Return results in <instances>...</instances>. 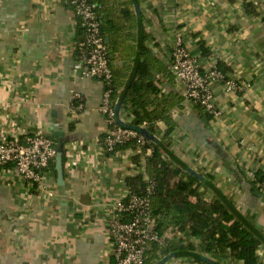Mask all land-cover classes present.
<instances>
[{
	"label": "crops",
	"instance_id": "0c3cea01",
	"mask_svg": "<svg viewBox=\"0 0 264 264\" xmlns=\"http://www.w3.org/2000/svg\"><path fill=\"white\" fill-rule=\"evenodd\" d=\"M136 3L137 25L128 37L114 45L105 36L113 68L129 62L118 93L139 58V45L168 70L178 41L197 56L202 71L218 64L248 83L232 93L213 81L221 114L212 117L185 97L172 73H156L159 94L176 95L179 103L169 110L173 130L153 135L176 166L198 177L205 199L226 201L262 239L258 255L264 264V186L254 190L250 184L256 170L264 171V0ZM82 34L67 0H0V139L50 135L51 126L65 132L62 184L49 168L43 187L30 189L11 163L0 164V264H111L107 219L128 187L126 177L134 175L133 151L106 152L97 142L107 129L99 111L103 84L73 71ZM76 94L80 109L73 104ZM119 118L132 124L126 103L120 102ZM156 124L165 128L160 120ZM162 237L159 252L171 229ZM184 239L206 262L242 264L228 252H201L198 236Z\"/></svg>",
	"mask_w": 264,
	"mask_h": 264
},
{
	"label": "trees",
	"instance_id": "16d2710c",
	"mask_svg": "<svg viewBox=\"0 0 264 264\" xmlns=\"http://www.w3.org/2000/svg\"><path fill=\"white\" fill-rule=\"evenodd\" d=\"M89 1L97 5L101 33L104 37L107 36L110 43L115 45L120 39H125L130 33L129 29L137 25L134 3L139 0ZM67 4L70 5L68 0ZM103 13L107 18L102 16ZM205 53L207 52L202 51V54ZM150 54L145 45H139V58L135 61L132 73L119 93L117 86L123 83L122 78L125 76L129 62L126 61V64L120 68H113L110 57L112 70L110 100L113 106L116 102L126 103L132 124L143 126L150 133L159 136L160 133L169 134L173 130L174 125L169 110L173 104L179 103V99L169 93L159 94L160 85L155 74L162 71L169 75L171 71L165 69ZM216 67L221 70L218 64ZM78 103L79 100L76 99L73 104ZM198 108L203 114H207L201 107ZM159 120L165 125L163 130H160L156 124ZM107 135L103 133L101 138L104 139ZM23 137L24 135L19 136L21 139ZM147 148L150 149L149 153ZM120 149L132 150V160L137 166L141 164V156H144V172L126 177V183L130 190L135 192L144 191L148 183L151 184L149 199L152 215L156 221L155 229L161 236L168 229L172 232V238L166 240L165 251L159 252L157 243H154L152 250H149L145 256L144 264H154L171 252L175 254V259H169L170 263L166 264H175L177 259L180 261L176 264H217L204 261L201 254L196 253L193 242L189 239L185 240V236H198L201 240L199 245L201 252H228L242 264H263L258 255L262 239L235 216L226 201L205 199L198 192V177L191 171L176 166L162 152L157 142L146 139V142L141 144L139 138L134 137L116 144L111 151ZM49 168L55 169L54 158L50 160L47 169ZM263 182L264 171L256 170L250 180L252 188L260 190ZM176 234L182 235L176 236Z\"/></svg>",
	"mask_w": 264,
	"mask_h": 264
},
{
	"label": "built area",
	"instance_id": "2783aa9c",
	"mask_svg": "<svg viewBox=\"0 0 264 264\" xmlns=\"http://www.w3.org/2000/svg\"><path fill=\"white\" fill-rule=\"evenodd\" d=\"M68 1L79 18V26L83 31L81 39L76 42L73 71L82 77L95 78L103 84L99 111L104 116L107 126L104 133L108 135L104 139L98 138L97 142L106 152H111L116 144L134 137H138L140 143L144 144L145 137L133 128L122 127L116 122L115 106L110 100L112 93L110 50L106 38L101 33L97 5L89 0ZM169 70L182 82L185 97L212 117L221 114L210 88L213 81L220 82L226 91L232 93L248 86L246 81L222 72L215 65L202 71L197 56L189 52L179 41L172 47ZM76 99L79 103L75 107L82 108L83 104L78 94ZM20 135L8 134L0 139V164L11 163L28 188L40 189L44 185L43 176L49 162L55 157L54 140L43 132L32 136L24 135L22 139L19 138ZM149 151L147 148V152ZM131 167L132 174L144 172L143 162L138 166L131 164ZM150 192V183L141 192L131 191L128 186L111 210L107 219L111 264H144L145 256L152 250L154 243H157L158 250L164 243L163 237L155 229L156 221L150 207Z\"/></svg>",
	"mask_w": 264,
	"mask_h": 264
},
{
	"label": "water",
	"instance_id": "95a60500",
	"mask_svg": "<svg viewBox=\"0 0 264 264\" xmlns=\"http://www.w3.org/2000/svg\"><path fill=\"white\" fill-rule=\"evenodd\" d=\"M137 15H139L138 3L134 4ZM119 107L120 102L115 104V119L116 122L122 127H129L136 130L141 136L145 137L148 140L157 142L160 144V141L156 138L155 135L150 133L145 127L133 124H126L119 118ZM50 136L55 140V170L57 173V180L60 184L63 183V152H64V143H65V132L58 129L57 127L51 126ZM175 254L173 252L163 256L154 264H165L169 259L174 258ZM205 261H210L208 258L202 257ZM212 262V261H211Z\"/></svg>",
	"mask_w": 264,
	"mask_h": 264
}]
</instances>
